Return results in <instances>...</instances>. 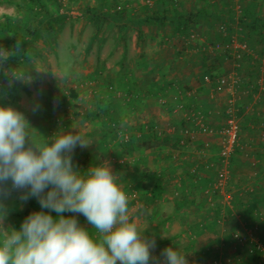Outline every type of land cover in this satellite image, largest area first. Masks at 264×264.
<instances>
[{
    "label": "rangeland",
    "instance_id": "rangeland-1",
    "mask_svg": "<svg viewBox=\"0 0 264 264\" xmlns=\"http://www.w3.org/2000/svg\"><path fill=\"white\" fill-rule=\"evenodd\" d=\"M169 1L62 0L58 14H64L66 18L59 21L54 30L40 27V35L34 40L35 54L24 59L16 69L4 67L0 70V82L3 81L9 87L4 90L0 85V105L12 106L23 113L33 132L37 130L49 142L61 132L79 131L88 139L87 147H76L72 156L73 166L78 171H86L94 164H109L128 194L132 218L144 228L142 235L156 241V247L152 250L153 259L149 264H164L161 252L167 247H176L185 252L188 264H264V210L261 211L262 219L244 221L233 207L235 196L241 194L247 198L254 190L256 193L264 191V184H258L259 179L264 176V151L260 156V163L254 164L251 157L252 148H264L263 117L258 116L249 122L252 115L247 112L252 100L250 95H253L249 87L251 77L256 70H259V76L264 77L259 62L254 58L263 52L264 39L251 33L239 20L249 0H175L184 12L206 7L212 10L213 16H205L193 26L169 23L156 26L154 23L138 22L148 10L155 11L170 5ZM26 2L27 0H8L0 3V20L10 17L15 22L23 23L16 3ZM114 2L125 11L123 23L127 27L122 31L120 22L111 19L106 21L101 31H96L94 23L88 18L86 6L100 9L111 6ZM259 2L264 11V0ZM49 6L51 10L55 9L54 2H50ZM192 31L204 41L198 39L197 45L192 43L188 39ZM223 32L229 36H225ZM232 38L246 41L248 50L235 61L243 80L237 91L243 113L238 151L233 159V167H229L228 183L223 192L214 188L219 169L220 139L216 134L205 136L204 139H209L216 145L214 154H217V160L211 170L213 180L204 188L208 189L204 199L197 192L198 197L194 202H188L183 211H177V200L173 199V192L163 193L160 198L153 199L150 191H142V184L136 178L142 168L141 163L152 167L153 162L158 161L157 156H162L159 152V132H168L178 120L177 116L160 106L158 98L167 99L171 95L169 86L176 82L174 76L179 83L171 87L172 91L176 87L186 88L183 82L195 73L184 67L188 64L182 58V47L193 45V48H198L197 55L194 56L197 63H193L198 66L197 70H202L204 64L207 68L209 66L210 70L200 72L196 80L191 78L193 87L200 90L205 75L218 76L221 73L218 64L229 63L233 59L231 56L227 57L228 51L224 48L209 53L202 48L203 44H225L231 42ZM9 57V52L0 45L1 67ZM192 58L188 56L187 59L193 61ZM201 58L203 62L199 60ZM159 65L161 67L156 69ZM178 73L184 76L181 77ZM161 82L165 83L164 88L147 89L151 84L158 87ZM69 88L77 92L76 98L70 97ZM209 88L214 94L213 99L220 101V115L214 114L216 124L210 123L218 128L223 123L221 110L226 92L218 88L216 83ZM130 89L138 93L139 97L128 101V95L125 96L124 93ZM3 93L16 97L17 103H3ZM99 97L111 102L115 114L120 118L125 114V108L130 107V116L124 120L125 124H122L123 121L113 122L107 118L108 115L102 120L86 116L88 112L95 110ZM127 103L130 105L127 106ZM154 106L158 110L154 113L159 118L155 128L157 136L153 139L147 137L148 134L138 136L137 132L140 130L136 126L149 120L148 116L152 114L150 108ZM251 123L253 127L250 126ZM126 125L131 128H126ZM256 137H259V141H256ZM107 138L109 140L106 142ZM130 140L132 143H129ZM245 144L248 148L244 150ZM142 145L148 150L145 158L141 157L143 161L138 158L142 153ZM3 187L6 189L4 194H0V205L3 206L4 213L3 226L19 228L29 214L38 210L31 208L28 214H24L21 209L28 202L20 198L24 190H12L10 182ZM33 199L40 206L38 200ZM15 200L19 209L17 212H9ZM52 215L56 217L57 213L53 212ZM64 215L74 214L66 212ZM75 215L84 227L93 230L82 215ZM236 235L245 239L240 241ZM256 242L263 249H259Z\"/></svg>",
    "mask_w": 264,
    "mask_h": 264
},
{
    "label": "clouds",
    "instance_id": "clouds-1",
    "mask_svg": "<svg viewBox=\"0 0 264 264\" xmlns=\"http://www.w3.org/2000/svg\"><path fill=\"white\" fill-rule=\"evenodd\" d=\"M87 145L79 131L58 133L51 142L37 140L23 113L0 105V194L10 182L12 190H24L22 200L36 198L41 209L19 228H5L0 205V264H149L153 259L156 241L142 235L109 164L74 168L76 147ZM161 256L164 264H188L176 247L165 248Z\"/></svg>",
    "mask_w": 264,
    "mask_h": 264
},
{
    "label": "trees",
    "instance_id": "trees-1",
    "mask_svg": "<svg viewBox=\"0 0 264 264\" xmlns=\"http://www.w3.org/2000/svg\"><path fill=\"white\" fill-rule=\"evenodd\" d=\"M3 1L8 0H0V3H2ZM50 2H54V10H51L49 6ZM169 2L170 5H165L164 7L158 8L155 11L148 10L147 13H144L139 18L138 22L140 24L154 23L156 26H160L162 23H169L181 26H193L201 18L205 16L207 17L210 15H214L212 14L213 12L209 7L197 8L195 10L184 12V10H182L178 6V3L175 0H170ZM61 3L62 0H27L25 4L16 3V8L21 13L23 23L15 22L10 17H6L4 20H0V45L3 46L6 51L10 54V57L6 64H4V66L2 67L0 66V70L4 69V67L9 70L16 69L20 66L24 59H27L29 58V56L35 54L34 40L40 35V27L43 26L54 30L55 25L62 19L66 18L64 14H58V10L61 6ZM86 9L88 11V18L94 23L96 31H101L106 21H109L111 19L120 22V30L123 31L127 27L125 23H123L125 11L119 8L118 4L115 2L112 3L111 6H108L106 8L96 9L93 6L88 5L86 6ZM239 20L242 24L247 26L251 33L258 34L261 39H264V11L262 10L260 2L258 0H249L247 5L244 7L243 14L239 18ZM87 48L89 49V46H87ZM227 51V57H230V52L229 50ZM218 76L211 74L210 78L212 82H215V78ZM0 85L4 90L9 89V87L3 81L0 82ZM132 91L133 90L131 89L126 90L124 95H128L129 97L127 96V98H138L139 94H136ZM68 92L71 98L77 97V92L74 89L69 88ZM17 101L18 100L16 97L10 96L7 93H3V103L10 102L16 104ZM239 109V113L240 115H242L243 111L241 112V110H243V106L239 105ZM86 116L92 117L96 120H102L104 116H107V118H110L111 120H113V122L123 121L122 124H125L124 119H121L119 116H117V114H115L111 102H108V100L103 97L97 98L95 110L88 112ZM143 129L147 130V137H151V139H153L157 136V132L153 125H147V127ZM143 129L141 127V131ZM33 135L37 140H44L37 130H34ZM159 135H161V137L163 138L159 146L167 145L171 139V136L164 131L160 132ZM108 140L109 138L106 139V142ZM130 141L129 143H132V141ZM237 149L238 143L231 155L229 167H233V159L238 151ZM136 178L137 181H139L138 183L142 184V191H150L149 194L153 199H157L162 196L163 188L161 179L160 177L155 175L154 171L150 170L147 167L144 169H140ZM262 178L264 179V176ZM148 180H150V182ZM263 205L264 197L258 196L255 191H252L250 196L247 198H244L240 194L235 196L233 200V207L236 211L240 213L244 221H255L257 219H262L263 212L261 211L264 210ZM31 208H36L37 210H40V206L33 198H30L28 200V202L21 209V211L24 214H28V211ZM18 209L19 204L17 200H15L13 206L10 207L9 212H17Z\"/></svg>",
    "mask_w": 264,
    "mask_h": 264
},
{
    "label": "crops",
    "instance_id": "crops-1",
    "mask_svg": "<svg viewBox=\"0 0 264 264\" xmlns=\"http://www.w3.org/2000/svg\"><path fill=\"white\" fill-rule=\"evenodd\" d=\"M193 47H194L193 45L191 47H188V46L182 47L184 48L182 51V54H183L182 58L185 59V63L188 64V65H184V67H187V69H190V70H194L195 73L192 75L191 78L196 80V77L199 76L200 72L209 69V66L207 68V65L204 64V66H202L203 67L202 70L200 71L197 70L199 68L198 66H196L197 62L194 61V56L197 55L196 52L198 48H193ZM188 56L189 58L193 57L192 58L193 61L191 59L188 61L187 59ZM199 60L203 62L202 58ZM194 62L196 63L193 64ZM159 63H160V60H159ZM200 65H202V63ZM161 66H162V63H161ZM161 66L159 65L158 67H156V69L160 68ZM218 66L220 67V72H221L219 75L231 73L232 71H236L237 74H239L240 76V72H239L240 70L237 68L238 67L237 63L233 59L231 61L229 60V63L225 62L224 64H220V65L218 64ZM184 67L182 69H184ZM178 75L181 77L184 76L182 75V73H178ZM259 75H260L259 70L258 72L256 70L254 72V76L251 77V81L254 82L255 80H257ZM206 77L207 75H205V79H204V82H202L201 84L200 90L196 87H193V81L191 78H187L183 82L187 86L186 88L176 87L175 90L172 91L171 87L172 86L175 87V85H178L177 83H179L177 81L178 80L177 77L174 76V79H176V82H174L171 86H169L172 93L171 95L167 96V101L170 105H173L179 101L186 102V103L190 102L201 110L202 115L204 117V121L206 123L208 122V124H210L213 122L216 124L215 122L216 117L214 118V114L220 115L219 114L220 108H218L220 107L219 106L220 101L219 100L217 101L216 98L213 99L214 94L210 92L211 89L209 87L211 84L215 82L206 81ZM150 87H153L156 90L157 88L162 89L165 87V83L161 82V84H158V87L157 86L154 87V85L151 84L150 86L147 87V89L149 88V90H151ZM152 91L154 92V90ZM204 91L206 94H204ZM127 99L128 101L132 100L131 98H127ZM250 99L252 100L249 103L247 112L251 113L252 117L251 118L249 117V122L252 121L253 119H256L258 116H261V118L263 117L262 124H264V93L257 95V96L250 95ZM126 105L129 106L130 104L127 103ZM125 109H126V112L125 114L123 113V116L121 117V119L127 120L129 119V116H130V107L129 108L126 107ZM150 111H152L151 112L152 114H149L148 116L149 120H147L146 122H141V124L136 126L140 130V132H137L138 136L147 134V130L143 129V128H146L147 125H153L154 128H156V124L159 118L156 116L157 114L154 112H157L158 110L154 106L150 108ZM206 113H208V115ZM174 116H177L178 120L177 122L175 121V124H173L174 126L169 128L167 132V134L171 136V139L167 145L159 146V149H160L159 152L161 153L162 156L160 157L157 156L158 161L153 162L152 167L149 166L148 164L145 165L143 163H141L140 165L142 166L141 169L149 167L150 170L154 171L155 175L160 177L162 188H163V193L169 194L173 192V199L177 200V202H175V204L178 206L176 207L177 211H183L185 209V205L188 202H194V200L197 199L198 197L196 195L197 192L200 193L203 199H204V196H207L206 191L208 189H204V188H206L207 185H209L211 181L213 180V178L211 177V170L213 169L212 167L213 164L217 160V154H214V149L216 145L213 142H211L209 139H204L205 136H210L213 134H207L201 131V129L195 128V130H193V136L183 135L182 128L188 124V121H186V119L183 117L182 114L174 115ZM250 126L253 127L252 123ZM128 127L130 126L126 125V128ZM141 127L144 131L143 130L141 131ZM252 138H254V136ZM162 139L163 138L161 137V142H162ZM256 139H257L256 141H259V137H256ZM262 144H264V142H262ZM245 147L246 148H244V150L248 148L246 144H245ZM140 150L142 151V153L139 155L138 158H140L141 160L142 158L143 159L145 158V155L148 150H147V147H145L144 145L140 146ZM263 151H264V148L262 149L261 147L252 148L251 157H253L254 159V164H256L257 162L260 163V161L262 160L260 156ZM247 157H249V155ZM148 181L150 182V180ZM261 183L264 184L263 178L261 180L259 179L258 184H261ZM263 192L264 191H262V193H257V195L260 197H264Z\"/></svg>",
    "mask_w": 264,
    "mask_h": 264
},
{
    "label": "built area",
    "instance_id": "built-area-1",
    "mask_svg": "<svg viewBox=\"0 0 264 264\" xmlns=\"http://www.w3.org/2000/svg\"><path fill=\"white\" fill-rule=\"evenodd\" d=\"M223 34L228 36L226 32H223ZM198 36V34L192 31L190 32L188 39L194 44H196L198 39L204 41L202 37ZM202 48L209 53L222 48L229 50L234 61L239 59L241 55L248 50L247 42L244 40H238L237 38H232L231 42L225 44L220 42L209 44L204 43ZM262 51L263 53L261 55L255 56L254 58L259 62L260 69L264 73V45ZM206 81H212L210 76L206 77ZM240 81L241 78L236 71L222 74L215 78L218 88L223 89L226 92L225 103L221 110L223 123L218 128L206 123L201 110L194 104L179 101L170 105L168 104L167 99L161 97L158 98L162 108L168 109L173 115L182 114L186 121H188V124L182 128L183 135L193 136V130L199 128L207 134H216L219 136V161L217 164L219 169L214 182V188L221 192L224 191L228 183L230 158L239 140L241 115L239 113L240 109L237 91L240 86ZM249 87L253 95H260L264 91V77L260 76L257 80L251 83ZM262 127V135L264 136V124H262ZM236 238L240 241L245 239V237L241 238L239 235H236ZM256 245L259 249H263L260 243L256 242Z\"/></svg>",
    "mask_w": 264,
    "mask_h": 264
}]
</instances>
